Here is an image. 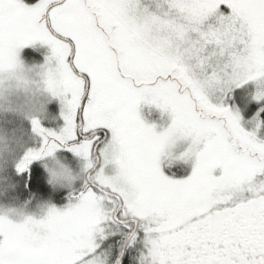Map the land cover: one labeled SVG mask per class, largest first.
Masks as SVG:
<instances>
[{
	"label": "snow or ice",
	"instance_id": "snow-or-ice-1",
	"mask_svg": "<svg viewBox=\"0 0 264 264\" xmlns=\"http://www.w3.org/2000/svg\"><path fill=\"white\" fill-rule=\"evenodd\" d=\"M0 264H264V0H0Z\"/></svg>",
	"mask_w": 264,
	"mask_h": 264
},
{
	"label": "clouds",
	"instance_id": "clouds-1",
	"mask_svg": "<svg viewBox=\"0 0 264 264\" xmlns=\"http://www.w3.org/2000/svg\"><path fill=\"white\" fill-rule=\"evenodd\" d=\"M4 129H0V134H3L4 133Z\"/></svg>",
	"mask_w": 264,
	"mask_h": 264
}]
</instances>
